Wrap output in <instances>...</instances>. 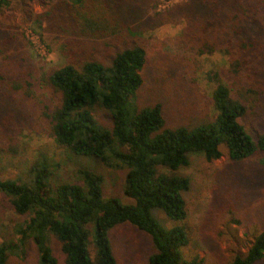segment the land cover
Masks as SVG:
<instances>
[{
  "label": "rangeland",
  "instance_id": "rangeland-1",
  "mask_svg": "<svg viewBox=\"0 0 264 264\" xmlns=\"http://www.w3.org/2000/svg\"><path fill=\"white\" fill-rule=\"evenodd\" d=\"M58 0H14L0 16V178L26 175L37 161L45 162L53 184L80 181L81 168L103 177V195L122 203L134 201L124 194L127 170L109 168L97 158L70 155L40 125L57 102L47 85L49 74L70 61L71 38L52 30L35 18ZM128 8L126 21L132 37L147 52L142 74L144 84L136 104H163L167 127L212 120V92L217 73L235 96L249 108L242 123L255 139L264 135V4L252 0H118ZM238 15V17H236ZM261 45L246 53L241 42ZM203 42L217 45L213 53H200ZM230 53L245 60L240 75L231 71ZM252 91V92H250ZM255 92V93H253ZM135 106L134 102H132ZM95 117L111 129V113L99 108ZM39 121V122H38ZM223 156L209 162L192 155L180 173L191 180L183 194L187 218L175 222L157 209L152 214L166 229L184 225L190 243L184 258L198 257L201 264H230L247 253L256 235L264 230V152L243 162ZM24 220L0 197V243ZM16 239V235H13ZM119 264H148L154 252L150 235L130 223L110 232ZM59 264H65L60 243H50ZM90 252L95 255L93 235ZM10 264H39L40 255L29 242L23 255H13ZM264 264V259L257 262Z\"/></svg>",
  "mask_w": 264,
  "mask_h": 264
},
{
  "label": "trees",
  "instance_id": "trees-1",
  "mask_svg": "<svg viewBox=\"0 0 264 264\" xmlns=\"http://www.w3.org/2000/svg\"><path fill=\"white\" fill-rule=\"evenodd\" d=\"M13 1L0 0V16ZM258 1L264 4V0ZM50 4L35 21L40 26L47 22V31L71 38L70 61L46 80L57 104L40 120V128L70 155L97 158L109 168L127 170L124 194L134 203L106 199L103 177L86 168L77 172L80 181L53 184L48 165L37 161L25 176L0 178V197L24 217L0 243V264H10L11 256L25 254L29 242L38 249L39 264H59L50 245L52 237L61 245L65 264H119L110 232L123 223L150 235L154 252L148 264H201L198 257L184 258L183 249L190 243L187 228L176 225L166 229L152 212L157 209L172 221H185L183 194L190 189L191 180L180 171L190 165L192 155H203L212 162L223 156L225 148L229 159L240 163L264 152V135L255 139L242 123L249 113L245 100L235 96L219 74L211 77L208 73L207 78L216 82L214 118L169 128L163 104H136L144 84L147 52L120 15H126L128 8L118 0H58ZM240 44L246 53L261 45L253 40ZM216 48V44L203 42L199 52L213 53ZM230 62L237 77L247 63L231 53ZM99 108L111 113V129L96 119ZM92 235L94 257L89 248ZM262 259L264 230L247 253L230 264H257Z\"/></svg>",
  "mask_w": 264,
  "mask_h": 264
}]
</instances>
